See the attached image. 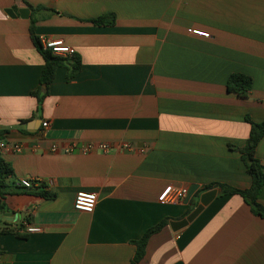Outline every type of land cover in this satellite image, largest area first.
I'll return each instance as SVG.
<instances>
[{"label":"crops","instance_id":"crops-1","mask_svg":"<svg viewBox=\"0 0 264 264\" xmlns=\"http://www.w3.org/2000/svg\"><path fill=\"white\" fill-rule=\"evenodd\" d=\"M26 2L41 7L36 34L62 39L81 60L70 79L56 67L39 110L31 92L44 59ZM105 13L113 24L86 21ZM233 73L252 78L246 97L228 91ZM246 116L264 120V0H0V143L21 147L0 155L11 181L38 177L54 195L9 198L20 212L0 213V228L18 229L28 208L41 231L0 232V264H130L132 241L164 218L138 264H264V219L219 186L191 222L171 225L205 185L249 187L236 149L249 136ZM71 141H128L145 151L65 153ZM256 155L264 169V136ZM191 185L187 203L163 201L169 186ZM80 190L97 194L90 213L73 207ZM258 199L264 206V186Z\"/></svg>","mask_w":264,"mask_h":264},{"label":"trees","instance_id":"trees-1","mask_svg":"<svg viewBox=\"0 0 264 264\" xmlns=\"http://www.w3.org/2000/svg\"><path fill=\"white\" fill-rule=\"evenodd\" d=\"M30 7L32 13L30 16L29 32L33 44L41 53L44 59V66L40 75L39 85L37 89L31 92L37 99V110L41 109L44 97L48 92V85L54 78L55 69L57 66H65L67 68L66 78H72L80 70L81 60L80 57L73 53L71 56H59L51 52L50 49H44L40 42L39 36L36 34V22L38 17L35 16V11H38L41 7ZM95 25H106L113 24L115 22V15L113 13H105L97 17L87 19ZM252 86V78L242 73H233L229 76L227 81L228 91L235 93L238 97H246ZM44 87V88H43ZM246 120L250 124V132L247 137L245 144L236 149L241 154V159L244 163L246 171L251 176V183L247 188H237L224 183H217L216 186L220 188V194H238L244 201L249 205L250 210L253 214L260 216L264 219V206L259 202V194L264 186V169L261 160L256 155V147L262 137L264 136V120L256 122L252 121L249 116H246ZM231 146V145H230ZM233 147V146H231ZM13 167L11 163L5 160L0 155V213H15L17 208L11 205L12 201L9 202V198L20 195H35L42 198H52L53 193L48 192L43 185L40 187L24 188L14 181H11L13 176ZM215 184L210 183L205 185L202 190H209L213 188ZM195 204V203H194ZM25 217L24 221L29 222L30 213L28 208L24 209ZM167 218L162 219L158 223L148 227L139 239L133 240L135 244V252L130 261V264H138L145 254L146 245L150 236L159 230H161L167 224ZM22 223V222H21ZM22 224L19 225L18 229L11 228H0V232H12L17 236L26 237L27 233L20 231Z\"/></svg>","mask_w":264,"mask_h":264},{"label":"built area","instance_id":"built-area-1","mask_svg":"<svg viewBox=\"0 0 264 264\" xmlns=\"http://www.w3.org/2000/svg\"><path fill=\"white\" fill-rule=\"evenodd\" d=\"M189 33L194 35H198L201 37L208 38L210 33L208 31L190 27L187 29ZM40 38V37H39ZM40 42L44 49H50L51 52L55 55L59 56H71L74 53V48L65 44L62 39H45L40 38ZM42 125L46 127L47 121L42 122ZM10 148L12 151L18 152L21 147L18 143H0V152L2 150ZM52 151L57 150L56 146L51 147ZM140 152L143 153L145 151L144 147H135L132 143L128 141H120V142H86V143H77L75 141L69 142L64 148L65 153L78 152L81 154H91V153H110V152ZM18 184L24 188L31 187H40L41 185L46 187L44 181L38 177H21L18 180ZM188 193L187 187H177V186H169L163 195V201L165 203H176L186 197ZM97 194L93 191H77L73 201V207L77 211L82 212H92L96 205ZM22 227L20 231L22 232H39L41 231V227L39 225H31L27 221H22Z\"/></svg>","mask_w":264,"mask_h":264},{"label":"water","instance_id":"water-1","mask_svg":"<svg viewBox=\"0 0 264 264\" xmlns=\"http://www.w3.org/2000/svg\"><path fill=\"white\" fill-rule=\"evenodd\" d=\"M29 8L24 7L19 10V13L22 17H28L29 14ZM198 187L196 185H191L190 188L188 189V193L185 197V203H187L190 199V197L194 194ZM217 193V187L216 185L213 186V188L206 190L202 192L199 195V201L196 205V207L184 218L178 220V221H172L171 225L177 229L180 227H183L187 225L189 222H191L203 209L205 205H207L216 195ZM5 214H11V213H5Z\"/></svg>","mask_w":264,"mask_h":264}]
</instances>
